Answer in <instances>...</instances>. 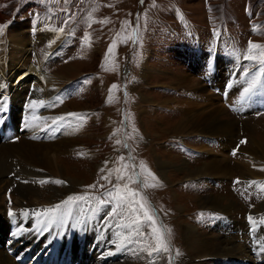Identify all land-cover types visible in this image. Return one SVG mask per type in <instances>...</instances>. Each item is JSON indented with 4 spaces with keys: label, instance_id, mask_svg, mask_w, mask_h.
<instances>
[{
    "label": "rangeland",
    "instance_id": "rangeland-1",
    "mask_svg": "<svg viewBox=\"0 0 264 264\" xmlns=\"http://www.w3.org/2000/svg\"><path fill=\"white\" fill-rule=\"evenodd\" d=\"M138 16L141 40L133 43L132 37L136 30ZM69 17L71 20L66 23ZM19 23L23 25L25 31L28 30H26L28 25L38 24V30L43 33L41 34L43 40L36 44L32 43L36 51L31 52L29 60L33 66L38 62L41 63L44 59L42 54L51 43V38H55L56 41L51 44L50 52L52 50L61 52L60 59L55 63L47 66L41 64V71L44 74L42 82L44 80L49 82L51 76L64 77L65 81L58 80L59 83L57 82L55 86L62 85L72 92L67 99L46 110V113L49 114L48 117L65 115V119L58 122V125L49 124V128L54 129L66 124L72 125L74 130H81L74 137L73 142L77 145H73L72 148L69 146L64 148L60 155V163L64 170L67 169L66 176H77V180L81 183L75 188L74 193L68 195L101 196L117 183L118 173H112L111 183L102 177L108 176L113 169H120L123 164L129 163L127 157L131 154L134 158L132 163L137 165V170H139L140 163L143 162L159 181V185L156 187L143 188L141 184H131L130 187L141 191V194L147 198L151 208L156 211L158 216L157 225L162 223L171 230L170 248L174 261L176 252H181L179 250L181 235L177 230L178 226L175 227V222L178 223V216H181V219L189 222L201 233L220 230L217 226L219 221L216 218L221 215L216 211L212 213V211L198 208V199L195 201L182 198L187 195L186 192L192 190L190 193L193 196H202L207 193V190L208 192L213 190L214 193L231 196L240 206L234 212L235 214L233 213L232 220L242 222L248 214L253 217L264 216V210H260V204L264 202V190L257 184L249 186L245 183L247 180L233 174L230 176L231 178L224 179L198 178L194 182L192 181L190 190L187 191L188 182H178V180L173 182L172 186H167L164 180L156 175L151 161L152 152L174 161L179 159L190 161L193 166L204 161L201 152V145L204 143L201 136H181L175 139L169 137L170 131L179 122L178 119L185 114L184 112L177 114L176 111H172L173 105L181 102L196 103V100L185 95L186 92L188 93V89L184 85H179L182 82L179 84L178 82L183 79H185L183 82H187V79L191 78L199 83V88L204 89L199 95L209 96L211 94L208 93L210 91L206 86L195 78V73L201 68L198 62L195 63V70L189 73L191 61L196 56L189 38L198 41L202 49L209 47L212 40L217 39L220 50L231 47L242 54L240 57L245 58L243 75L247 72L250 78L253 75L259 76L258 68L264 67V65L250 61L246 56L249 50V41L264 45V0H143V3L141 0H43V2L42 0H0V25L5 26L0 34V45H6L10 39V32L19 31H15ZM60 29H63V32ZM86 35L87 38H85ZM23 37L24 40H29L32 36L25 33ZM125 39L127 43L123 42ZM112 45H114L112 53L106 57V53ZM202 53L203 56L204 50ZM256 54H259V50H256ZM144 70L146 73L143 72ZM29 74L34 75L31 72ZM22 75L19 73L17 77L21 78ZM28 78L32 80V77ZM30 82L29 84H32L33 87V83ZM113 85L117 87L113 89ZM110 89H112L111 99L109 98ZM182 91L184 94L181 93ZM217 101L219 100H211L210 103H218ZM153 102L156 103L153 104ZM225 111L224 119L230 120L232 117L237 122L238 128L242 125L247 127L244 130H248L250 138L255 137L257 141L264 143V115L235 118L226 109ZM69 113L80 115L68 116ZM10 117L15 119L16 116ZM242 132L233 139L234 143L229 147L233 150L238 146L235 155H232V152L228 154H231L229 158L233 163V158L239 154L244 156L241 152L248 146V135ZM117 140H120L121 143L117 144ZM242 140L246 143L241 144ZM124 142H127L130 147L124 148ZM210 147L208 149L217 152L213 147ZM121 156L125 157L124 161L120 160ZM257 166L262 167L264 171V163H258ZM102 169L103 171H101ZM125 171L127 174H131L132 169L129 167ZM143 179L144 177H142ZM237 179L241 183L233 185L232 182ZM256 181L264 182V177ZM126 182L125 177L120 181V184L123 185ZM148 183H152L151 179L148 180ZM90 185H96V187L89 188ZM101 185L105 187L101 188ZM166 187L175 192V197L172 194L169 197L170 194L165 192ZM228 188L231 191H228ZM6 194L3 197L6 203L5 211L20 210L13 206L14 201L13 198L11 200L9 198V189L6 190ZM177 197L178 204L185 206L183 213L174 211L170 206V199ZM93 203L95 202L93 201ZM110 210L111 205H106L101 211L107 215ZM252 210L255 214L250 213ZM20 213L24 215L23 210H20ZM28 213L32 214L30 210ZM57 214L58 212L56 216ZM85 216L92 217L93 219L90 218L91 222L98 223L92 213L81 212L76 217L70 215L59 222L55 221L48 225L52 226L53 232H57L59 223L66 220L67 223L72 222L73 224L78 220L83 230H86ZM104 225V223L101 224L103 228ZM114 229L112 228V234L117 230ZM81 231L78 230V233ZM144 231L148 233L150 228L145 227ZM218 232L223 235V230ZM7 233L8 231L6 232L0 224L1 239L10 238L11 243L15 242L19 245L17 228L10 229V236L4 237L7 236ZM109 234L108 228L106 232H100L105 240L103 247L108 251L114 249V245L110 243ZM260 234L261 232L251 235L247 244L249 255L253 254L250 255L251 261H232L231 264H253L258 256L264 259L259 249ZM89 241L92 242V240ZM47 242H55L50 255L58 254L63 257L64 261H74L75 252L70 255L66 252V247L63 248V251L57 236L50 241H39L36 255L43 254V247ZM253 245L257 248L256 253L253 251ZM7 248L9 247L7 246ZM88 251L83 253V257ZM91 251L101 253L102 256L106 252L105 250L100 252L97 248H93ZM123 253L124 255L120 256L121 264H151L152 262V258H149L146 253L133 251L131 248L124 250ZM107 257L112 261L115 256ZM88 261L105 264L102 259H95L92 255ZM156 262L157 264H169L168 254H164L163 258L157 259ZM204 264H213V262L206 259Z\"/></svg>",
    "mask_w": 264,
    "mask_h": 264
},
{
    "label": "bare ground",
    "instance_id": "bare-ground-1",
    "mask_svg": "<svg viewBox=\"0 0 264 264\" xmlns=\"http://www.w3.org/2000/svg\"><path fill=\"white\" fill-rule=\"evenodd\" d=\"M38 26V24H34L33 26L30 24L28 25V28H26V30H28L25 31L23 25L19 23L16 26L17 30H15L19 31L15 33L9 31L11 33L10 39H8L5 46L4 44L0 45V81L4 84L7 82L14 83L11 85L14 97H22L31 81L30 83H33V90L31 91L28 102L31 99L46 100L58 89L63 87L62 85L55 86L57 85L58 80L65 81L64 77L51 76L49 82L47 80L42 82L44 74L41 71V63L38 62V64L36 63L34 66L30 63V54L31 52L36 51L32 43L36 44L44 39L41 37V34L43 33L38 30ZM25 33L31 34L32 37L29 40H24L23 35ZM53 41H56V39L51 38V43H49V45L52 44ZM50 49L51 48L48 46L43 52V58H45L50 52ZM198 58H200V56H198ZM197 62L198 60L196 58L191 61L192 65L190 66L189 73H192L195 70V63ZM198 63L201 65L200 62ZM145 71L146 70L143 72ZM30 72L34 75L29 74ZM19 73H22L23 77H17ZM28 77H32V80ZM184 80L185 79L179 81L178 84L182 82L179 85H184V87L188 89V93L186 92L185 95H188L190 99L196 100V103L189 104L188 102H181L173 105L174 107L171 108L172 111H176L177 114L182 112L185 114L178 119L179 122L174 125V128H172L169 133V137L175 139L181 136H201L203 138L202 142L204 143L201 145V152L203 154L202 160L204 161L202 162L200 159L201 163L193 166L190 161L181 159L174 161L167 157H161L151 151V161L153 168L156 171V175L164 180L165 184L169 187L173 185V182L178 180V182H188L187 191L190 190L189 188L192 181L194 182L198 178L224 179L227 177L229 178L233 174L240 176V178L247 180V182L263 178V168L258 167L257 164L264 163V143H262V141H257L255 137L250 138L248 130H244L247 127L242 125L238 128L237 122L232 119V117L230 120L223 118L226 111L222 104L219 103V101H217L219 104L210 103L211 100H219V97L215 95L210 96L211 94L209 96H206L205 94V96L203 94L199 95L204 90L203 88H199V83H196L191 78L187 79V82H183ZM27 81L28 84H26ZM181 93H183V91ZM10 101L11 99H6L1 102L5 104L7 109L10 106ZM201 101H204L205 103H202ZM154 103L156 102H153V104ZM20 111L27 113L24 115V120L25 117L32 114V111L28 108L24 110L20 108ZM8 113L10 115H15L16 117L15 119L10 120L11 123H13L14 129L12 137L14 136L15 139L0 143V224L6 232L8 231V224L5 218L3 219L6 210V203L3 197L6 194V190H10L9 198L10 200L13 198V206L17 210H30L32 212L33 210H41L46 207L60 204L70 196L68 194H72L75 188L81 184L77 180V176H66L65 172L67 173V169L64 170V167H62L60 163L61 151L68 146L69 148H72L73 145H77L73 141L74 137L81 132L80 129L74 130L72 125L66 124L61 127L59 126L50 129L49 124L52 123L49 120L47 122L40 121L39 127H26L23 121L22 128H18V130L15 131L16 128L14 125H18L21 115L17 113L14 106L8 110ZM35 114L41 117L49 116L44 110H41L40 112L36 111ZM0 115L3 116L4 113H0ZM241 117H245V115ZM251 121L254 122L253 120ZM3 122H0L2 132H4ZM43 125H45V127H43ZM252 125L254 127V124ZM241 130L248 135V146L244 148L243 151L239 150L242 151L241 153L242 155L244 154V156L242 157L239 154L233 158V163L229 158L231 154H228L231 152L233 153L234 151L237 152L238 146L233 150L232 148L229 149V147L234 143L233 139L238 137L239 133L242 132ZM157 136L159 137V135ZM209 146L213 147L217 152L208 149ZM41 180H47L49 182L41 184L39 183ZM56 180L64 181L65 183L57 184L52 182ZM257 186L262 189V185L257 184ZM227 190L231 191L230 188ZM190 191L186 192L187 195L185 196L181 195L182 198H187L189 200L198 199V208L212 211V213L213 211L218 212L221 216L216 218V220L219 221L217 226L220 230H223V235L218 232L220 230L205 234L201 233L198 229L191 226L189 222L181 219V216H178V223L177 221L175 222V227L178 226L177 230L181 235L179 249L181 252H179L178 256L175 255V264H182L184 262H189L190 264H204L206 259L212 260L213 264H231L232 261H251L247 244L250 241L251 235L259 234V232H261L260 237H262V239L260 238V246H258L261 247V245L264 244L263 224L259 221H257L256 224L249 221L251 226L247 227L246 223L236 221L235 219L232 220V218H234L233 213L237 211L240 206L237 205L238 203L232 199L231 196L223 195L222 193H214L213 190H209L210 192L207 190V193L202 196H193ZM165 192L170 194L169 197L171 194L175 197V192L167 187ZM170 202V206L173 207L172 209H174V211L179 213L185 211V206L178 204V197L170 199ZM261 209L264 210V202L260 204V210ZM81 212L92 213L88 211L87 205L83 202L79 204L65 205L58 211V219L56 221L59 222L70 215L76 217ZM62 213L64 217L62 216ZM250 213L255 214L253 210ZM225 219L229 220L234 226L229 227L226 225L223 228L224 224L222 221ZM249 229L251 232H248ZM109 233L110 240H114L115 236L112 234V229H109ZM1 240L5 241L8 247H12L16 251H11L12 255H8L7 250L3 247L4 242L0 241V264H29V252L28 250L21 248V246H19L20 243L19 245L15 242L11 243L10 238L7 240ZM54 243L55 242L45 243L43 254L48 253V255H50ZM111 251L115 252V249ZM107 256L113 257L115 254ZM70 261L72 262L73 260ZM30 264H32V262ZM89 264H96V262L91 261ZM114 264H121V260Z\"/></svg>",
    "mask_w": 264,
    "mask_h": 264
},
{
    "label": "snow or ice",
    "instance_id": "snow-or-ice-1",
    "mask_svg": "<svg viewBox=\"0 0 264 264\" xmlns=\"http://www.w3.org/2000/svg\"><path fill=\"white\" fill-rule=\"evenodd\" d=\"M141 3H143V0H141ZM70 20L71 17H69V20L66 21V23L70 22ZM4 27V25H0V34H2ZM60 31L63 32V29H60ZM85 38H87V35ZM132 40L133 43H137L141 40L139 34V16L137 17L136 30L134 31ZM123 42L127 43V40L125 39ZM52 43H55V41ZM49 47H51V44ZM113 47L114 45L109 47L106 57L112 53ZM248 49L249 50L246 58L250 61H255L261 65H264V45H259L249 41ZM256 50H259V54H256ZM248 75L249 74L247 72L244 73L245 77H248ZM259 82L260 77L258 75H253L250 80H247V86L243 87V90L240 92L239 100L243 101L248 98L257 88ZM230 86L231 85H229V87ZM116 87V85L112 86L113 89ZM109 91V98L111 99L112 89ZM46 104L47 102L43 99H31L28 102L27 108L32 111V114L28 117H25L24 123L26 127H39L40 121L47 122L49 120L53 125H55L65 119L64 116L41 117L36 115L35 113L37 109L46 106ZM6 110L5 104L0 102V113L6 112ZM67 115L77 116L80 114L69 113ZM0 122H3L2 115H0ZM133 131H135V129H133ZM116 143L120 144L121 141L117 140ZM240 143L243 144L246 143V141L242 140ZM123 147L129 148L130 146L127 144V142H124ZM232 154L235 155L236 151H234ZM120 160L124 161L125 157L121 156ZM127 160L129 163L123 164L120 169H113L109 172L108 176L102 177L103 179L109 180V183H111L110 177L112 173H118L116 176L117 183L113 185L112 188L102 193L101 196H90L88 194L70 195L60 204L46 207L41 210H33L32 214L37 217L38 224H44L47 226L58 219L56 213L65 205L79 204L83 202L87 205L88 211L93 213L101 211L106 205H111V210L107 213L103 223L109 229H117L114 233L115 239L110 241V243L114 245L115 251L127 250L131 248L133 251L146 253L149 258H152L151 264H156L157 259L163 258L164 254H168L169 264H174V257L171 255L170 248L171 230L166 228V226H164L162 223L159 224V226L157 225L158 216L156 211L151 208L147 198L141 194V191L134 190L132 187H130L131 184H141L143 188L156 187L159 185V181L155 175L149 169H147L143 162L140 163L139 170H137V165L132 163L134 158L131 156V154H129ZM129 167L132 169L131 174H127L125 171ZM101 171H103V169ZM125 177L127 182L121 185L120 181L125 179ZM142 177H144L143 180ZM149 179L152 181L151 184L148 183ZM48 182L49 181L47 180L39 181L41 184ZM52 182L57 184L65 183L64 181L60 180ZM235 183L241 182L239 179H237ZM245 183L249 184V186L252 184H260L264 186V182L248 181ZM88 187L95 188L96 185H90ZM100 187L104 188L105 186L101 185ZM262 190H264V188H262ZM93 201L95 203H93ZM23 214L28 215V210H24ZM8 215L14 216L16 214L11 209H9ZM248 220L253 224L257 223L252 215L248 216ZM260 222L264 223V219H262ZM145 227L150 228L148 233H145ZM260 251L262 254H264V244L261 245ZM106 254L114 255L115 252L109 250ZM176 255L178 256L179 252H177Z\"/></svg>",
    "mask_w": 264,
    "mask_h": 264
}]
</instances>
